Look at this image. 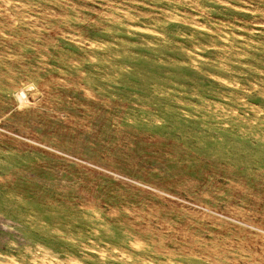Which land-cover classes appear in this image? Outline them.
<instances>
[{
	"label": "rangeland",
	"instance_id": "rangeland-1",
	"mask_svg": "<svg viewBox=\"0 0 264 264\" xmlns=\"http://www.w3.org/2000/svg\"><path fill=\"white\" fill-rule=\"evenodd\" d=\"M263 18L0 0V264H264Z\"/></svg>",
	"mask_w": 264,
	"mask_h": 264
},
{
	"label": "bare ground",
	"instance_id": "bare-ground-1",
	"mask_svg": "<svg viewBox=\"0 0 264 264\" xmlns=\"http://www.w3.org/2000/svg\"><path fill=\"white\" fill-rule=\"evenodd\" d=\"M51 1H52V0H51ZM7 5H8V4H7ZM12 9H13V8H12ZM39 16H40V15H39ZM60 18H61V17H60ZM258 19H259V18H258ZM263 19H264V18H263ZM58 20H59V19H58ZM44 32H45V31H44ZM27 36H28V35H27ZM27 39H28V38H27ZM10 40H11V39H10ZM13 48H14V47H13ZM122 48H123V47H122ZM3 51H4V50H3ZM54 51H55V50H54ZM23 52H24V51H23ZM99 59H100V58H99ZM29 69H30V68H29ZM75 74H76V73H75ZM28 76H29V75H28ZM2 78H3V77H2ZM89 93H90V92H89ZM89 93H88V94H89ZM90 94H91V93H90ZM92 95H93V94H92ZM90 96H91V95H90ZM26 97H27V96H26ZM92 97H93V96H92ZM19 99H20V97H19ZM31 99H32V98H31ZM20 100H21V99H20ZM42 101H43V100H42ZM18 103H19V102H18ZM247 127H248V126H247ZM27 143H28V142H27ZM240 187H241V186H240ZM206 194H207V193H206ZM194 206H195V205H194ZM233 209H234V208H233ZM255 214H256V213H255ZM207 218H208V217H207ZM245 218H246V217H245ZM158 219H159V218H158ZM164 220H165V219H164ZM80 221H82V220L80 219ZM167 224H168V223H167ZM158 225H159V224H158ZM64 226H65V225H64ZM153 226H154V225H153ZM80 227H81V225H80ZM83 227H84V226H83ZM69 228H70V227H69ZM86 228H87V227H86ZM62 230H63V229H62ZM160 232H161V231H160ZM178 233H179V232H178ZM190 233H191V232H190ZM190 233H189V234H190ZM180 234H181V233H180ZM247 235H248V234H247ZM247 235H246V236H247ZM239 237H240V236H239ZM136 239H137V238H136ZM190 239H191V238H190ZM134 240H135V239H134ZM134 240H133V241H134ZM238 240H239V239H238ZM135 241H136V240H135ZM190 242H191V241H190ZM243 242H244V241H243ZM130 243H132V242H130ZM197 243H198V242H197ZM132 245H134L135 247H137L138 244L136 245L135 242H134V244L132 243ZM145 245H146V244H145ZM227 247H228V246H227ZM249 247H250V246H249ZM137 248H138V247H137ZM208 248H209V247H208ZM209 249H211V248H209ZM234 249H235V248H234ZM183 250H185V249H183ZM216 250H217V249H216ZM249 250H250V249H249ZM156 251H157V250H156ZM165 251H167V250H165ZM165 251H164V252H165ZM169 251H170V250H169ZM207 251H208V250H207ZM241 251H242V250H241ZM87 252H88V251H87ZM88 253H89V252H88ZM168 253H169V252H168ZM214 253H215V252H214ZM251 253H252V252H251ZM218 254H219V253H218ZM168 255H169V254H168ZM212 256H213V255H212ZM252 256H253V254H252ZM255 257H256V256H255ZM232 258H233V257H232ZM212 259H213V257H212ZM254 259H255V258H254ZM257 259H258V258H257ZM257 259H256V260H257ZM263 259H264V258H263ZM235 260H236V259H235ZM250 261H251V259H250ZM252 261H253V260H252ZM252 261H251V262H252ZM260 261H261V260H260ZM261 263H262V261H261ZM218 264H221V263L218 262ZM246 264H247V263H246Z\"/></svg>",
	"mask_w": 264,
	"mask_h": 264
}]
</instances>
